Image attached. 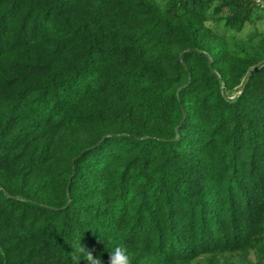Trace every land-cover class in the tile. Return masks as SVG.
<instances>
[{
	"label": "trees",
	"instance_id": "obj_1",
	"mask_svg": "<svg viewBox=\"0 0 264 264\" xmlns=\"http://www.w3.org/2000/svg\"><path fill=\"white\" fill-rule=\"evenodd\" d=\"M79 241L264 264L254 0H0V264H73Z\"/></svg>",
	"mask_w": 264,
	"mask_h": 264
},
{
	"label": "clouds",
	"instance_id": "obj_2",
	"mask_svg": "<svg viewBox=\"0 0 264 264\" xmlns=\"http://www.w3.org/2000/svg\"><path fill=\"white\" fill-rule=\"evenodd\" d=\"M74 252L79 253V255H73V264H80L83 257L87 264H101L100 257L94 258L91 253L85 254L84 249L81 247L80 241L78 246H73ZM110 259L109 264H132V258L127 248L124 246H116L109 253Z\"/></svg>",
	"mask_w": 264,
	"mask_h": 264
},
{
	"label": "built area",
	"instance_id": "obj_3",
	"mask_svg": "<svg viewBox=\"0 0 264 264\" xmlns=\"http://www.w3.org/2000/svg\"><path fill=\"white\" fill-rule=\"evenodd\" d=\"M254 2L264 12V0H254Z\"/></svg>",
	"mask_w": 264,
	"mask_h": 264
},
{
	"label": "water",
	"instance_id": "obj_4",
	"mask_svg": "<svg viewBox=\"0 0 264 264\" xmlns=\"http://www.w3.org/2000/svg\"><path fill=\"white\" fill-rule=\"evenodd\" d=\"M253 71H256V69H255V70H253ZM253 71H251V72L249 73V75H251Z\"/></svg>",
	"mask_w": 264,
	"mask_h": 264
}]
</instances>
